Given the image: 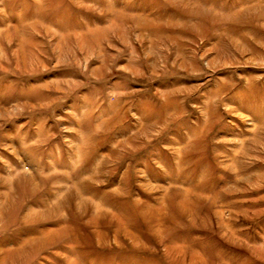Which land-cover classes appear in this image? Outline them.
<instances>
[{"label":"rangeland","instance_id":"obj_1","mask_svg":"<svg viewBox=\"0 0 264 264\" xmlns=\"http://www.w3.org/2000/svg\"><path fill=\"white\" fill-rule=\"evenodd\" d=\"M0 264H264V0H0Z\"/></svg>","mask_w":264,"mask_h":264}]
</instances>
